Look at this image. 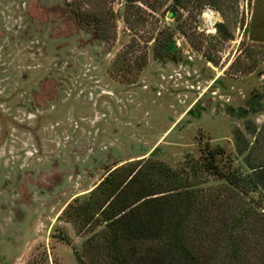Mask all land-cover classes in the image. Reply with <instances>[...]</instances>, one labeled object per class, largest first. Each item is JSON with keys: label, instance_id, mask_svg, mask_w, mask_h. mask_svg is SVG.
I'll return each instance as SVG.
<instances>
[{"label": "rangeland", "instance_id": "rangeland-1", "mask_svg": "<svg viewBox=\"0 0 264 264\" xmlns=\"http://www.w3.org/2000/svg\"><path fill=\"white\" fill-rule=\"evenodd\" d=\"M210 153L241 177L264 164V0H0V264H111L109 190L134 173L124 199L142 182L264 215ZM220 225L200 264H235ZM246 234L244 264L264 263Z\"/></svg>", "mask_w": 264, "mask_h": 264}, {"label": "trees", "instance_id": "trees-1", "mask_svg": "<svg viewBox=\"0 0 264 264\" xmlns=\"http://www.w3.org/2000/svg\"><path fill=\"white\" fill-rule=\"evenodd\" d=\"M211 3L219 7L215 1ZM84 17L89 20L92 15ZM169 42L164 40L161 46L166 48ZM252 101L250 98L249 104ZM213 160L214 155L210 153L208 169L223 176L235 188L240 187L238 191L245 193L258 187L264 193V164L251 166V173L241 177L216 169ZM134 176L135 173L121 181L123 186L117 183L109 190L108 195L112 198L108 205L113 198L118 199V207L114 211L108 208L106 217L111 264H200L206 257L201 249V233L216 219L221 223L217 232L227 245L229 259L235 264H244L247 253L254 247H249L246 242L247 231L254 236L259 234L256 241L264 240L261 236L264 235V215L246 206L239 198L226 201L219 213L215 212V208L220 209L218 193L207 196L201 191L175 188L156 192L145 189L140 182L136 191L124 199L121 190L135 180ZM243 184H247V191ZM227 198L230 200V196ZM214 212L219 214L213 216Z\"/></svg>", "mask_w": 264, "mask_h": 264}, {"label": "bare ground", "instance_id": "bare-ground-1", "mask_svg": "<svg viewBox=\"0 0 264 264\" xmlns=\"http://www.w3.org/2000/svg\"><path fill=\"white\" fill-rule=\"evenodd\" d=\"M205 12V22H207L208 24L212 25L215 20H217L219 18L218 13L213 9V8H206L204 9Z\"/></svg>", "mask_w": 264, "mask_h": 264}]
</instances>
